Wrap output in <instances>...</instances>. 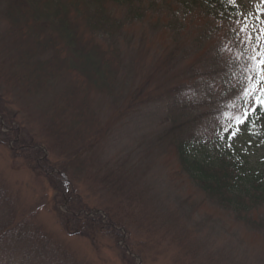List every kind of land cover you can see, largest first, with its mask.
<instances>
[{"label":"rangeland","instance_id":"1","mask_svg":"<svg viewBox=\"0 0 264 264\" xmlns=\"http://www.w3.org/2000/svg\"><path fill=\"white\" fill-rule=\"evenodd\" d=\"M230 1L256 39L264 28V0ZM132 6L144 19L123 29L124 38L114 50L123 60L113 80L119 97L115 102L113 91L105 98L102 92L88 90L99 119L95 126L101 129L83 154L80 168L67 167L69 160L63 158L59 141L45 133L44 116H38L35 104L27 105L25 97H17L0 74V110L9 121L0 120V264H264V207L247 221L207 202L180 169L174 144L187 133L202 129L208 133L214 116L208 118L207 113L217 106L210 101L227 90V62L230 69L242 64L227 59L237 45L229 41L227 22L220 24L207 13L198 18L173 0H134ZM5 8L0 0V73L14 47L2 15ZM234 25L237 36L241 25ZM260 42L263 45L264 38ZM174 49L176 61L167 69L164 58ZM188 64L201 68L200 83L188 81ZM215 68L219 74L213 76L210 72ZM169 70L170 75H162ZM17 71L26 75L30 69ZM75 80L62 74L50 81L54 87L47 93L61 99L71 85L73 97L79 100L87 83ZM175 89L181 94H175ZM36 96L43 97L39 92ZM245 99L249 107L250 100ZM192 103L196 108L182 114L184 120L199 113L203 118L176 128L177 120L183 119L181 108ZM232 105L219 107L220 125L222 117L227 119V110L237 116L240 106ZM14 128L44 153L52 167L50 174L38 172L33 161L6 141L8 129ZM262 135L258 140L241 136L236 141L255 167L264 166V131ZM105 176V185L97 181ZM65 181L69 183L63 187ZM72 209L77 216L101 214L102 229L86 225L89 231L71 233ZM107 219L118 226L106 229ZM115 231L120 237H114Z\"/></svg>","mask_w":264,"mask_h":264},{"label":"trees","instance_id":"2","mask_svg":"<svg viewBox=\"0 0 264 264\" xmlns=\"http://www.w3.org/2000/svg\"><path fill=\"white\" fill-rule=\"evenodd\" d=\"M162 1L164 0H156V2ZM173 1L185 12L198 15V18L202 13H207L220 24L227 22L229 26L227 27L230 28L229 41L237 44L231 47L227 59L230 62L242 63L237 68L232 66L230 69L227 62V76H225L227 90L210 101V104L216 102L217 106L211 110V113H207L208 118L214 116L210 119L212 122L208 126V133L203 134L202 129L197 134L187 133L185 138L174 141L179 167L198 186L207 202L235 218L249 221L253 212L257 213L264 207V166H252L242 155L243 151L239 150L236 141L241 136L255 140L262 138L264 111L258 110L257 116H251L247 123L241 125V131L234 139L226 140L224 137L230 135L225 129L234 128L237 118L242 117L250 107V105L246 107V99L242 93L248 83V77L255 76V72L250 70L252 61L249 56L255 54L253 49L257 45V40L253 37L254 33H251L252 41L246 45L237 38L234 22L238 23V26L244 23L239 16V9L230 0ZM2 2L6 7L2 15L7 21L10 34L13 35L10 39L13 40L14 47L10 50L13 55L7 57L1 66V77L5 80L4 74L16 96L22 99L25 97L27 105L35 104L39 110L38 116H44L45 133L59 141L63 158L69 160L67 167L74 165L75 168H80L84 164L83 154L93 146L91 141L98 137L101 129V126H95L99 119L96 118L98 114L92 108L93 103L87 97L88 90L102 92L101 96L105 98L110 97L113 91V95L116 93L117 96L111 98L116 102L120 93L117 87L115 88L113 80L116 79L119 68L123 66V60L120 52L114 50L118 49L117 41L120 42L124 38L123 29L131 25V22L134 24L144 19V16L138 7L132 6L134 0H2ZM116 11L120 12L116 13ZM144 13L147 15L148 9H145ZM98 37L99 40L95 41ZM172 52L175 53V49L168 51L164 58L163 64L167 69H170L176 61ZM169 53L171 56L168 55ZM23 68L30 71L26 75L20 72L18 74L17 70L22 72ZM200 69L188 64L185 72L189 77L188 81L200 83ZM204 71L203 69L202 72ZM168 72L169 75L172 73L169 70L162 75ZM210 73L213 76L219 74L216 68ZM62 74L70 75L74 83L77 82L75 79L85 80L87 84L82 87L84 96L81 99L77 100L73 97L75 87L71 85L65 88L63 93L65 96L61 99L47 93L54 87L50 81L57 80ZM99 81L102 83L100 86L96 85ZM39 82H42L43 86ZM183 82L184 80L179 86ZM164 90L173 95V92L167 88ZM175 90L177 91L175 94L178 95L179 90ZM38 92L41 97L43 96L40 100L36 96ZM227 104L240 107L237 116L227 110V119L222 117L220 125L218 121L222 114L219 107ZM194 107L196 108V104L192 103L181 108L180 116L183 119L177 120L176 128H185L201 116L199 120L203 118V114L199 113L190 121L184 120L185 112L191 111ZM5 118V112L0 110V120L5 122ZM8 122L7 119L6 123ZM176 128L171 129L170 132L173 133ZM5 137L7 142L15 144L12 147L18 151L17 153L25 154L27 161L34 162L38 172L41 171L46 175L52 172V167L44 159V153L38 150L37 145L20 136V129H8ZM86 141L89 144H85ZM229 144L231 147L228 146ZM62 166L65 167V163ZM97 181L105 185L106 176ZM67 183L69 182H63V187ZM88 214L87 212L85 216H77L76 212L69 214V220L74 222L68 230H71V233L81 229L89 231L88 226L96 225L102 229L101 214L95 217H88ZM107 225L106 229L118 226L108 219ZM115 232L114 237H120L121 234Z\"/></svg>","mask_w":264,"mask_h":264},{"label":"snow or ice","instance_id":"3","mask_svg":"<svg viewBox=\"0 0 264 264\" xmlns=\"http://www.w3.org/2000/svg\"><path fill=\"white\" fill-rule=\"evenodd\" d=\"M251 15V14H249ZM260 19V17H257ZM240 33L244 35L241 36ZM237 38L242 44L250 43L253 39L251 33L248 31L247 23H244L237 32ZM264 38V28L259 29L256 36L257 45L253 49L254 55L249 56L252 61L251 71L255 72L254 77H248V83L243 89V96L250 100V107L245 111L242 117L237 118V124L234 128H226L225 132L230 133L224 137L226 140H232L239 135L240 126L247 123L251 116H257L258 110L264 111V45L260 44V40ZM231 147V145H228Z\"/></svg>","mask_w":264,"mask_h":264}]
</instances>
